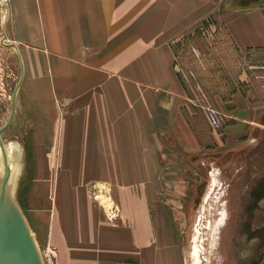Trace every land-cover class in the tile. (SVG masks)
Masks as SVG:
<instances>
[{
    "label": "crops",
    "instance_id": "crops-1",
    "mask_svg": "<svg viewBox=\"0 0 264 264\" xmlns=\"http://www.w3.org/2000/svg\"><path fill=\"white\" fill-rule=\"evenodd\" d=\"M6 2L7 41L17 47L23 63L18 110L12 124L17 122L20 128L27 129V137L22 141H27V148L30 142L25 156L26 173L28 168L30 175L31 167V175L21 198L39 244L42 248L45 243L53 247V264H167L171 250L163 251L157 236L148 235L146 223L141 224L143 219H149L151 210H157L155 202L145 201V185L137 186L139 202L130 201L135 189L111 186L109 198L119 213L118 218L107 222L103 210L93 203L63 201L61 193L65 187L56 191L57 197L52 195L54 174L46 166L44 143L60 140L68 145L65 130H77L75 156L81 147V130L89 131L86 141L96 144L147 141L143 131L158 130L186 151H197L202 145L194 123L183 109L187 103L175 68L171 34L189 20L214 11L210 9L211 2L219 8L228 3L230 31L239 44L262 46L264 0ZM0 48L12 53L19 72L16 54L1 44V29ZM58 99L65 101L63 113L71 116L69 121L58 122ZM235 109L233 118L242 121L235 116ZM7 118L8 115L0 126ZM238 124L229 120L224 129ZM217 156L209 160L214 158L218 162ZM117 174L121 176L114 171L113 179ZM39 193L43 194L41 199L36 196ZM124 193L128 195L122 196ZM29 195L35 207L41 209L38 214L25 200Z\"/></svg>",
    "mask_w": 264,
    "mask_h": 264
},
{
    "label": "rangeland",
    "instance_id": "rangeland-1",
    "mask_svg": "<svg viewBox=\"0 0 264 264\" xmlns=\"http://www.w3.org/2000/svg\"><path fill=\"white\" fill-rule=\"evenodd\" d=\"M213 3L210 9L214 11L189 20L171 34L175 68L187 103L183 109L195 125L201 148L194 152L186 151L170 136L161 135L158 130L143 131L147 141H97L96 144L95 141H86L89 131L81 130L82 141H76L81 147H78L74 156L75 136L79 133L74 129L65 130L68 145L60 140L45 141L46 149L41 148L46 166H50L54 174L52 195L65 187L61 193L63 201L93 203L103 210L107 222L118 218L119 210L114 204L110 210L115 215H108L106 207L98 202V195L105 193L98 184L109 186V196L111 186H123L132 191L135 189L131 195L134 199L130 200L135 202L141 201L136 193L137 186L145 185V201L155 202L157 210H151L149 219H143L141 224L146 223L148 235L157 236L160 240L158 243L165 248L163 251L171 250L167 264H214L212 244L223 220V204L225 201L231 202L233 198L231 193H226L228 174H223L217 180L209 177L208 161L229 148L251 141V129L258 124L259 116L264 112V45H240L236 35L230 31L232 22L226 12L229 4H222L219 8ZM18 73L12 53L0 48V123L8 115L10 96ZM19 90L20 86L15 110H18ZM65 104L64 100L58 99V122L69 121L71 117L63 113ZM234 108L235 116L242 121L233 118ZM207 109L217 111L222 127L213 129L208 124L205 116ZM229 120L239 124L225 130ZM12 122L3 130L2 137L9 146H19L24 152L14 195L34 232L21 198L31 175V167L30 175L28 168L26 173L28 161L25 156L30 142L27 148V141H22L27 137L28 130ZM109 132L111 134L112 131ZM51 137L54 138L53 134ZM97 137L100 138V134ZM12 154L18 159L14 151ZM228 155L226 153L220 155L221 158L217 157L220 161ZM210 161L216 160L213 158ZM89 164L92 166L89 167ZM114 171L121 176L117 174L113 179ZM80 172L81 176H77ZM94 173L95 178H92ZM108 174L111 176H106ZM123 175H126V179ZM124 194V197L128 195ZM42 195L39 193L36 196L41 199ZM25 198L32 211L38 214L41 209L35 207L31 195ZM96 220L98 223L97 217ZM47 236L45 227L46 239ZM39 247L45 264H53V247L46 243L45 248L40 244Z\"/></svg>",
    "mask_w": 264,
    "mask_h": 264
},
{
    "label": "water",
    "instance_id": "water-1",
    "mask_svg": "<svg viewBox=\"0 0 264 264\" xmlns=\"http://www.w3.org/2000/svg\"><path fill=\"white\" fill-rule=\"evenodd\" d=\"M0 11L1 44L11 48L19 62V76L11 93L8 118L0 126V264H44L35 236L14 195L18 174L21 173L22 150L19 146H9L2 138L3 130L13 120L16 96L23 78V63L17 47L11 42L5 43L3 41L7 39L5 25L8 17V8L6 0H0ZM263 120L264 112L260 114L258 124L251 129L253 133L251 142L245 146L243 145L245 147L244 153H239L235 157L231 156V159L221 163L216 161L208 162L207 174L209 177L217 180L221 179L223 174H228V178L225 181V183H228L238 166L242 162L245 163V159H250V157L252 159V156L259 152L258 145L260 147L262 144L264 145ZM12 151L17 154L18 159L12 154ZM235 151L236 153L238 152L237 150ZM262 151L264 152V149ZM259 155L258 159L255 158L256 161H250L249 170L264 169Z\"/></svg>",
    "mask_w": 264,
    "mask_h": 264
},
{
    "label": "flooded vegetation",
    "instance_id": "flooded-vegetation-1",
    "mask_svg": "<svg viewBox=\"0 0 264 264\" xmlns=\"http://www.w3.org/2000/svg\"><path fill=\"white\" fill-rule=\"evenodd\" d=\"M249 142L227 149L229 155L217 163L244 153V146ZM258 148L259 152L252 159H245L226 184V193H231L233 199L223 204V220L212 244L214 264L264 263V169L249 170L250 161H256L259 153L264 165V152H261L264 145Z\"/></svg>",
    "mask_w": 264,
    "mask_h": 264
},
{
    "label": "bare ground",
    "instance_id": "bare-ground-1",
    "mask_svg": "<svg viewBox=\"0 0 264 264\" xmlns=\"http://www.w3.org/2000/svg\"><path fill=\"white\" fill-rule=\"evenodd\" d=\"M5 43H9L8 41H7V39H5V40H3ZM3 138V137H2ZM98 187L99 188H101V190L103 191H105V193L104 194H99L98 195V202H100V204H102L103 206H105L106 207V210H107V212H108V214L109 215H113V212L111 211L112 210V201H111V199L109 198V195H107V185L106 184H98ZM101 193V192H100ZM111 209V210H110ZM25 216V215H24ZM26 218V217H25ZM27 220V219H26ZM27 222H28V220H27ZM28 225H29V223H28ZM29 227H30V225H29ZM31 228V227H30ZM32 230V229H31ZM33 232V231H32ZM33 234H34V232H33ZM34 236H35V234H34ZM35 239H36V241H37V238H36V236H35ZM37 244H38V246H39V243H38V241H37ZM39 249H40V247H39ZM40 253H41V250H40ZM41 257H42V259H43V256H42V253H41ZM210 261V260H209ZM43 262H44V264H45V261H44V259H43Z\"/></svg>",
    "mask_w": 264,
    "mask_h": 264
},
{
    "label": "built area",
    "instance_id": "built-area-1",
    "mask_svg": "<svg viewBox=\"0 0 264 264\" xmlns=\"http://www.w3.org/2000/svg\"><path fill=\"white\" fill-rule=\"evenodd\" d=\"M205 116H206L208 124L213 129H219L220 127H222V121H221V118L219 117L217 111H215L213 109H207L205 112Z\"/></svg>",
    "mask_w": 264,
    "mask_h": 264
}]
</instances>
